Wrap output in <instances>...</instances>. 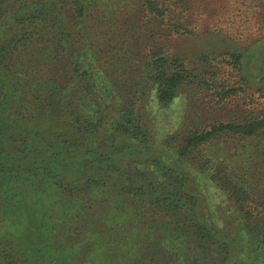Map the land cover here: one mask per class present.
<instances>
[{
  "label": "trees",
  "instance_id": "obj_1",
  "mask_svg": "<svg viewBox=\"0 0 264 264\" xmlns=\"http://www.w3.org/2000/svg\"><path fill=\"white\" fill-rule=\"evenodd\" d=\"M194 1L0 0V264H93L97 245L113 264H264V91L258 110L163 138L145 117L190 83L236 91L159 41ZM226 55L241 72L246 54Z\"/></svg>",
  "mask_w": 264,
  "mask_h": 264
},
{
  "label": "rangeland",
  "instance_id": "obj_2",
  "mask_svg": "<svg viewBox=\"0 0 264 264\" xmlns=\"http://www.w3.org/2000/svg\"><path fill=\"white\" fill-rule=\"evenodd\" d=\"M257 13L258 8L253 0H195L192 13L186 17L185 29L181 33L166 35L161 31H165V28H160L159 41L163 42L167 53L185 57L187 64L195 68L194 72H202L209 86L214 87L215 82H220L223 87L236 90L229 97L220 99L215 90L207 89L197 82L190 83L180 88L173 105L168 109L153 115L145 110L149 124L161 132L159 134H162V138L176 129L193 131L212 122L229 121L244 110L259 109L262 98L258 89L264 91V82L259 81L264 76V44L253 43L261 26ZM135 15V9L120 12L117 16L118 24L121 25L126 18ZM179 17L176 15V18ZM235 51L246 54L242 58L244 68L241 72L227 63L229 57L226 54ZM201 55L206 57L205 62L200 59ZM204 70L213 75L205 74ZM242 77L247 79V85L242 83ZM220 141L219 145L208 147L203 153H226L228 143ZM33 229L22 230L20 233V238H25L30 245L28 239L39 237L36 229ZM28 248L30 253L35 251L33 246ZM88 262L113 264L105 249L98 245L89 252Z\"/></svg>",
  "mask_w": 264,
  "mask_h": 264
}]
</instances>
